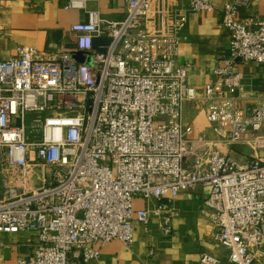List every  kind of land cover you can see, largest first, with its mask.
<instances>
[{"label": "built area", "instance_id": "1", "mask_svg": "<svg viewBox=\"0 0 264 264\" xmlns=\"http://www.w3.org/2000/svg\"><path fill=\"white\" fill-rule=\"evenodd\" d=\"M97 1H65L87 15L71 25L68 48L18 44L0 60V160L9 172L0 232L38 237L17 264H83L109 241L131 246L134 221L149 231L153 216L170 236L171 203L198 185L208 188L201 213L226 264H264V153L237 159L221 149L248 131L259 137L264 125V97L242 105L235 71L237 60L264 62V24L237 16L252 0L224 4L230 53L202 86L188 84L179 48L189 15L213 0H123L121 19L90 6ZM191 106L204 111L209 135L195 133ZM201 262L221 264L208 254Z\"/></svg>", "mask_w": 264, "mask_h": 264}, {"label": "crops", "instance_id": "2", "mask_svg": "<svg viewBox=\"0 0 264 264\" xmlns=\"http://www.w3.org/2000/svg\"><path fill=\"white\" fill-rule=\"evenodd\" d=\"M66 0H0V60L15 54L16 46H32L48 54L68 48L73 39L71 25L85 21L87 15L81 9H67ZM230 0H213V8L193 12L184 29L185 39L180 44L178 61L189 63L187 82L202 86L213 79L215 67L229 56L230 32L223 24L224 4ZM184 5L186 0H168V4ZM104 15L121 19L125 15L123 0H98L90 4ZM241 20L254 19L264 24V0H252L238 7ZM235 71L241 74L239 101L249 105L264 97V62L248 63L237 60ZM195 133L205 130L209 124L203 110L189 108ZM258 133L248 131L233 145L221 149L237 159L264 153V125ZM208 188L198 185L193 190H182L171 203L172 229L165 236L159 220L153 216L150 230L134 221V242L127 246L121 241L105 243L98 258L83 264H204L203 254L227 263V252L212 238L213 224L202 215ZM162 200L158 201L161 202ZM135 206H146L143 199L136 198ZM38 237L34 233L0 232V264H17L18 259L32 254Z\"/></svg>", "mask_w": 264, "mask_h": 264}, {"label": "rangeland", "instance_id": "3", "mask_svg": "<svg viewBox=\"0 0 264 264\" xmlns=\"http://www.w3.org/2000/svg\"><path fill=\"white\" fill-rule=\"evenodd\" d=\"M6 174H9V172L7 171L6 168H4V166L1 164V160H0V196L3 195L4 189L7 186L6 182H5V180H6L5 175Z\"/></svg>", "mask_w": 264, "mask_h": 264}, {"label": "water", "instance_id": "4", "mask_svg": "<svg viewBox=\"0 0 264 264\" xmlns=\"http://www.w3.org/2000/svg\"><path fill=\"white\" fill-rule=\"evenodd\" d=\"M74 55L75 58L80 62H83L85 60L84 54L81 52H75Z\"/></svg>", "mask_w": 264, "mask_h": 264}]
</instances>
